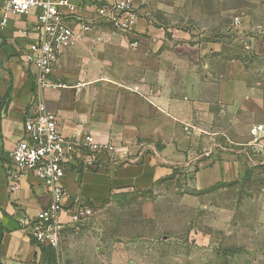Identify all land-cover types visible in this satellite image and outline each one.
<instances>
[{"label":"crops","instance_id":"crops-1","mask_svg":"<svg viewBox=\"0 0 264 264\" xmlns=\"http://www.w3.org/2000/svg\"><path fill=\"white\" fill-rule=\"evenodd\" d=\"M5 1L0 0V22ZM233 2L136 0L134 32L100 23L64 52L51 77L58 86L45 91L36 90V69L24 62L28 46L40 39L37 12L10 15L6 26L0 25V264H51L48 248L20 226L47 208L49 188L33 176L23 179L15 193L9 183L11 152L39 99L65 136L93 135L117 148L116 159L99 154L91 170L79 163L67 169L62 181L70 194L67 206L95 209L136 190L143 195L141 214L150 220L157 215L159 193L181 173L196 169L198 190L244 176L246 156L233 158L225 148L216 160L215 143L201 150L204 134L215 142L220 134L208 131L216 112L232 124L233 114L240 113L242 120H255L251 129L263 125V92L235 75L243 66L234 62L228 38H214V30L228 29L217 11L225 14ZM192 21L210 26L187 32L175 26ZM199 35L208 39L200 41ZM135 39L139 46L133 48Z\"/></svg>","mask_w":264,"mask_h":264},{"label":"rangeland","instance_id":"rangeland-1","mask_svg":"<svg viewBox=\"0 0 264 264\" xmlns=\"http://www.w3.org/2000/svg\"><path fill=\"white\" fill-rule=\"evenodd\" d=\"M255 1L234 0L232 10L217 11L228 29L223 34L214 30V38H228L234 62L243 66L235 75L264 94V0L262 5ZM175 26L187 32L210 25L192 21ZM207 37L199 35L200 41ZM216 116L208 131L220 134L216 142L204 134L201 150L215 143L216 160L224 157L225 148L233 158L246 156L241 179L198 190L192 168L159 193L157 215L150 220L141 214L138 191L117 194L93 209L88 221L63 231L56 263L264 264V133L253 137L255 120L244 121L240 113L233 114V124L220 112ZM260 120L264 125V111Z\"/></svg>","mask_w":264,"mask_h":264},{"label":"built area","instance_id":"built-area-1","mask_svg":"<svg viewBox=\"0 0 264 264\" xmlns=\"http://www.w3.org/2000/svg\"><path fill=\"white\" fill-rule=\"evenodd\" d=\"M135 4L136 0H6L0 25L6 26L10 15L26 16L37 12L40 39L28 46L24 62L36 69V90L45 91L58 86L51 77L64 52L87 37L100 23L132 34L139 20ZM138 46L135 40L131 43L133 48ZM263 132V125L251 129L255 138ZM102 153L116 159L117 148L99 142L93 135L65 136L56 116L42 100L37 101L34 112L25 119L24 136L11 152L9 173L12 193L18 192L21 181L30 176L40 179L49 188L51 200L47 208L38 217L25 218L20 223L36 243L57 251L67 225L83 224L93 216L91 207L65 204L70 194L62 181L71 165L79 163L84 170H91Z\"/></svg>","mask_w":264,"mask_h":264},{"label":"trees","instance_id":"trees-1","mask_svg":"<svg viewBox=\"0 0 264 264\" xmlns=\"http://www.w3.org/2000/svg\"><path fill=\"white\" fill-rule=\"evenodd\" d=\"M46 247V246H44ZM48 248V252H49V260H50V263L51 264H55V261H56V251L55 249L51 248V247H46Z\"/></svg>","mask_w":264,"mask_h":264}]
</instances>
